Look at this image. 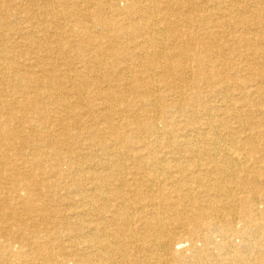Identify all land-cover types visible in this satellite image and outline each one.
I'll return each instance as SVG.
<instances>
[{
  "label": "bare ground",
  "instance_id": "obj_1",
  "mask_svg": "<svg viewBox=\"0 0 264 264\" xmlns=\"http://www.w3.org/2000/svg\"><path fill=\"white\" fill-rule=\"evenodd\" d=\"M0 264H264V0H0Z\"/></svg>",
  "mask_w": 264,
  "mask_h": 264
},
{
  "label": "rangeland",
  "instance_id": "obj_2",
  "mask_svg": "<svg viewBox=\"0 0 264 264\" xmlns=\"http://www.w3.org/2000/svg\"><path fill=\"white\" fill-rule=\"evenodd\" d=\"M10 40H12L11 42H13V43L19 41V39H15L14 35H13V37L10 36ZM50 60H52V59L48 58V61H50ZM187 243L188 242L186 241L185 244H187Z\"/></svg>",
  "mask_w": 264,
  "mask_h": 264
}]
</instances>
